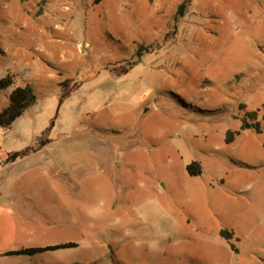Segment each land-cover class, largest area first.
Here are the masks:
<instances>
[{
    "label": "rangeland",
    "instance_id": "rangeland-1",
    "mask_svg": "<svg viewBox=\"0 0 264 264\" xmlns=\"http://www.w3.org/2000/svg\"><path fill=\"white\" fill-rule=\"evenodd\" d=\"M181 2L0 0V110L36 95L0 165L50 139L0 167V193L37 194L1 208L0 250L76 244L6 264H264V0Z\"/></svg>",
    "mask_w": 264,
    "mask_h": 264
},
{
    "label": "trees",
    "instance_id": "trees-1",
    "mask_svg": "<svg viewBox=\"0 0 264 264\" xmlns=\"http://www.w3.org/2000/svg\"><path fill=\"white\" fill-rule=\"evenodd\" d=\"M191 0H182V2L178 5L177 12L181 16L185 12L188 4ZM142 55L141 51H136L135 57L132 62H129L127 66L121 67V68H114V71L116 72H123L126 73L138 60V58ZM13 76L10 74L5 75L4 77L0 78V90L8 88L13 84ZM36 100V95L34 92V89L31 85H17L14 88L11 89L8 97V104L0 110V127H9L11 123L20 116L23 111L32 105ZM263 114L262 117L264 118V104L262 106ZM257 110H252L247 112V117H249L251 120H255L257 118L258 114ZM53 125V122H51V126ZM254 129L256 132H260L259 126L257 123H247L242 122L240 125L239 130L236 131H230L228 130L226 132L225 141L227 143H230L233 140V137L235 134H239L240 130L245 129ZM50 141V139L47 136H42L39 138L38 146L36 147H26L22 150L18 151H10L6 153V157L4 159V163L13 162L16 159L23 158L27 155H29L32 152H35L39 150L42 146L47 144ZM186 172L190 176H197L201 173V165L198 161H191L188 163L185 167ZM219 234L224 237L226 240H230L232 236V232L227 229H222L219 231ZM76 246L75 243H63V244H57L52 246H45V247H29V248H22L17 250L8 251L5 254L6 255H33L36 253L49 251V250H56L60 248H69Z\"/></svg>",
    "mask_w": 264,
    "mask_h": 264
},
{
    "label": "crops",
    "instance_id": "crops-1",
    "mask_svg": "<svg viewBox=\"0 0 264 264\" xmlns=\"http://www.w3.org/2000/svg\"><path fill=\"white\" fill-rule=\"evenodd\" d=\"M49 143L50 142H48L47 144H49ZM47 144H45L39 150H37L35 152H32V153H36V152L40 151L41 149L45 148L47 146ZM32 153H30V154H32ZM29 155H27V157ZM69 157H70V160H69L70 174L73 177V162H74L73 161V147H72L69 155H64V154L59 155L58 154V157L57 158L59 159V161H61V160H68ZM21 159L22 158H19V159H16L15 161L9 162V163L16 164V162L18 160H21ZM93 162L98 163L99 161H97V159H95ZM3 164H8V163H4L3 162ZM2 165H0V167H2ZM36 195L37 194H35V193H20V194H12V195L0 193V214H1V210H2L1 208H3L4 205H6L9 208V211L2 217V219H4V220H10V219H16L18 217H21L22 218L23 217V215H22L23 213H20V212L17 213L14 209H19L20 211H26V208H28V204H26V203H28L27 201H31L32 202L34 200V197ZM31 205L35 209L38 207L34 203L31 204ZM2 212H6V211H2ZM11 213L13 214L12 216H11ZM31 219H28V220H31ZM65 243H68V242H65ZM69 243H72V242H69ZM57 244H63V243H54V244L43 245V246L19 247L17 249L29 248V247H45V246H52V245H57ZM17 249H13V250H17ZM60 249H63V248H60ZM56 250H58V249H56ZM8 251H12V250H0V264H6L7 261L20 260L22 258L25 259L27 257H29L28 258L29 260H31V259L32 260H36L37 256H35V255L38 254V253H36V254H33V255H6L5 253L8 252ZM49 251H55V250H49ZM44 252H46V251H44ZM40 253H43V252H40ZM9 258H11V259H9Z\"/></svg>",
    "mask_w": 264,
    "mask_h": 264
}]
</instances>
